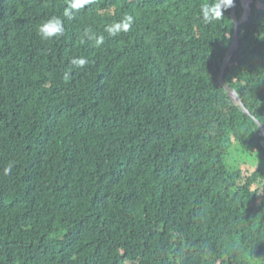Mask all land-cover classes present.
I'll return each mask as SVG.
<instances>
[{"label": "trees", "instance_id": "obj_1", "mask_svg": "<svg viewBox=\"0 0 264 264\" xmlns=\"http://www.w3.org/2000/svg\"><path fill=\"white\" fill-rule=\"evenodd\" d=\"M215 2L92 0L69 21L68 0H0V264H264L263 137L218 81L234 28L231 7L202 22ZM249 3L223 80L264 127V0ZM53 16L63 35L41 40Z\"/></svg>", "mask_w": 264, "mask_h": 264}, {"label": "clouds", "instance_id": "obj_2", "mask_svg": "<svg viewBox=\"0 0 264 264\" xmlns=\"http://www.w3.org/2000/svg\"><path fill=\"white\" fill-rule=\"evenodd\" d=\"M92 3V0H68L67 6L62 13L63 18L69 21L75 19V14L85 8L86 5ZM233 5V0H216L215 3L205 4L201 7V19L205 24H211L219 17L223 16V11ZM59 16H53L41 23L37 30V35L41 40L47 41L53 38H58L64 33V19ZM134 24L132 15H124L119 21L105 26L104 32L108 37H116L121 33L128 32ZM94 42V46L99 47L105 43V36H97L90 28H86L83 32L82 42ZM72 68L83 69L89 60L83 56L74 57L69 61ZM71 74V69L64 73V78L68 79ZM13 168V163H9L4 169L5 173H10Z\"/></svg>", "mask_w": 264, "mask_h": 264}, {"label": "water", "instance_id": "obj_3", "mask_svg": "<svg viewBox=\"0 0 264 264\" xmlns=\"http://www.w3.org/2000/svg\"><path fill=\"white\" fill-rule=\"evenodd\" d=\"M240 2H241L242 7L245 10V13L243 14L242 20L238 21L237 18L235 17V15H234L235 8H236V5H237V0H233V5L231 6L230 18H231L232 25H233V28H234V33H233V36H232L231 45H230L229 49L227 50V52L225 54L222 67H221V70L219 72L218 81L223 86L225 92L231 98L233 103L238 105L240 107V109L243 111V113H245L246 115L250 116L251 119L254 121L256 127L259 129V131L262 134L263 147H264V127H263V125L256 118H254L253 116L250 115V113L246 109L242 99L240 98L239 94L233 88L228 86L223 80V71H224L225 65L228 62V60L231 58V56L233 55V52H234V50L236 49V47L238 46V43H239L238 28L241 25V23H244V22L247 21L249 13H250L249 0H240Z\"/></svg>", "mask_w": 264, "mask_h": 264}, {"label": "rangeland", "instance_id": "obj_4", "mask_svg": "<svg viewBox=\"0 0 264 264\" xmlns=\"http://www.w3.org/2000/svg\"><path fill=\"white\" fill-rule=\"evenodd\" d=\"M230 160H234L237 164V166H244L249 167L251 170L255 171L258 167V163L253 156H247V155H242L238 153L235 147L232 148L230 152ZM257 174V173H256Z\"/></svg>", "mask_w": 264, "mask_h": 264}]
</instances>
